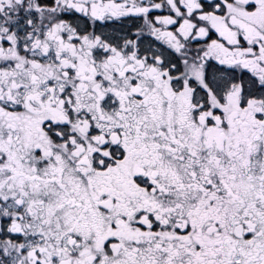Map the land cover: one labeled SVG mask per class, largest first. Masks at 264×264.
<instances>
[{"label": "snow or ice", "instance_id": "snow-or-ice-1", "mask_svg": "<svg viewBox=\"0 0 264 264\" xmlns=\"http://www.w3.org/2000/svg\"><path fill=\"white\" fill-rule=\"evenodd\" d=\"M0 264H264V0H0Z\"/></svg>", "mask_w": 264, "mask_h": 264}]
</instances>
